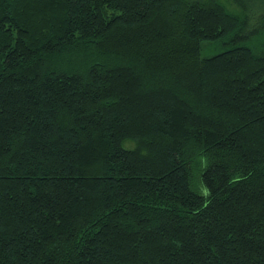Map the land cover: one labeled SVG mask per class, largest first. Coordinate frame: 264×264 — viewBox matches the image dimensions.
<instances>
[{
    "label": "trees",
    "instance_id": "obj_1",
    "mask_svg": "<svg viewBox=\"0 0 264 264\" xmlns=\"http://www.w3.org/2000/svg\"><path fill=\"white\" fill-rule=\"evenodd\" d=\"M0 264H264V0H0Z\"/></svg>",
    "mask_w": 264,
    "mask_h": 264
}]
</instances>
